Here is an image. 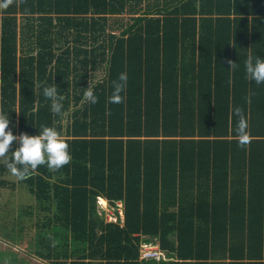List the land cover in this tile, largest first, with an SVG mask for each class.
Returning <instances> with one entry per match:
<instances>
[{
    "label": "trees",
    "instance_id": "16d2710c",
    "mask_svg": "<svg viewBox=\"0 0 264 264\" xmlns=\"http://www.w3.org/2000/svg\"><path fill=\"white\" fill-rule=\"evenodd\" d=\"M250 53L264 58V0H14L0 10L9 128L55 127L72 157L25 179L0 158V190L32 200L0 208V232L23 253L0 250V264H264V83L246 77ZM122 72L123 102L109 103ZM54 83L61 114L43 95ZM89 83L95 104L83 99ZM118 200L123 224L98 210ZM144 244L165 258H141Z\"/></svg>",
    "mask_w": 264,
    "mask_h": 264
},
{
    "label": "clouds",
    "instance_id": "9594fccd",
    "mask_svg": "<svg viewBox=\"0 0 264 264\" xmlns=\"http://www.w3.org/2000/svg\"><path fill=\"white\" fill-rule=\"evenodd\" d=\"M15 2L22 4L24 0H15ZM13 3L14 0H0V10L7 9ZM228 64L230 69L237 67L235 61L229 60ZM244 68L246 77L250 81L256 84L264 83V58L250 53L246 56ZM127 79V74L122 72L116 80L112 81L109 103L123 102L122 93L126 89ZM85 89L83 99L91 104L97 103L98 97L94 93L93 86L89 83ZM43 95L51 101L52 112L61 114L64 97L58 94L56 84L45 86ZM234 115L238 117L235 129L238 146L245 148L251 143L248 121L239 107L234 109ZM14 141L18 142L19 147L12 151V156L8 158L7 154ZM0 158H4L5 167L17 179H25L35 174L41 165H46L50 171H57L69 164L72 159L69 144L55 127L42 125L38 135L27 133L14 135L9 128V114H6L2 108H0Z\"/></svg>",
    "mask_w": 264,
    "mask_h": 264
},
{
    "label": "rangeland",
    "instance_id": "374dc122",
    "mask_svg": "<svg viewBox=\"0 0 264 264\" xmlns=\"http://www.w3.org/2000/svg\"><path fill=\"white\" fill-rule=\"evenodd\" d=\"M104 74L103 70H100L98 72H96L95 77H101ZM26 192L23 191L21 188H15L14 193H9V198L10 200H12L14 202V204H19V202L21 201L22 203H30L32 200L25 194ZM4 196L3 198L5 199ZM10 206V204H9ZM100 209L98 208V210H100V212L103 213V217L106 218L107 214H110V210H111V205L108 202L102 201L100 204ZM116 212V211H115ZM111 215V214H110ZM112 216V215H111ZM147 245L142 247V254L147 250ZM7 248H15V249H20L21 250V254L22 253V247L7 243V242H1L0 240V250H5ZM33 264H48L45 260H38L37 258L33 259Z\"/></svg>",
    "mask_w": 264,
    "mask_h": 264
},
{
    "label": "built area",
    "instance_id": "2783aa9c",
    "mask_svg": "<svg viewBox=\"0 0 264 264\" xmlns=\"http://www.w3.org/2000/svg\"><path fill=\"white\" fill-rule=\"evenodd\" d=\"M110 205H111L110 214L114 217H112L110 214H107L105 220L112 221V222L121 221V223H123V220H124L123 201L118 200L115 202V204H110ZM99 214H102L103 216V213L100 212V210H99ZM145 245H147L148 247H147V250L142 254L141 258H155V259L165 258L164 253L158 249L157 245L144 244L143 246Z\"/></svg>",
    "mask_w": 264,
    "mask_h": 264
},
{
    "label": "crops",
    "instance_id": "0c3cea01",
    "mask_svg": "<svg viewBox=\"0 0 264 264\" xmlns=\"http://www.w3.org/2000/svg\"><path fill=\"white\" fill-rule=\"evenodd\" d=\"M9 196V189H1L0 190V208H3V206H4V202L6 203V207H8L9 208V203H8V196ZM4 196H7V197H5V199L3 198ZM1 210V209H0ZM0 240H1V242L3 243L4 241L5 242H7L6 240H5V238H4V236H3V234L0 232ZM8 243V242H7Z\"/></svg>",
    "mask_w": 264,
    "mask_h": 264
},
{
    "label": "bare ground",
    "instance_id": "6f19581e",
    "mask_svg": "<svg viewBox=\"0 0 264 264\" xmlns=\"http://www.w3.org/2000/svg\"><path fill=\"white\" fill-rule=\"evenodd\" d=\"M125 211V210H124ZM112 217H114V216H112ZM125 219V218H124ZM123 224V223H122ZM145 260V259H144ZM149 260V259H148Z\"/></svg>",
    "mask_w": 264,
    "mask_h": 264
}]
</instances>
